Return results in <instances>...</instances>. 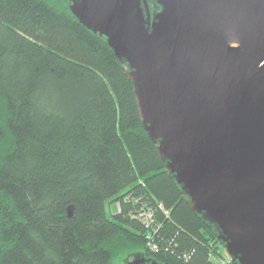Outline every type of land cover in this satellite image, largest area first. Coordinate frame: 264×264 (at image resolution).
<instances>
[{
    "label": "trees",
    "instance_id": "1",
    "mask_svg": "<svg viewBox=\"0 0 264 264\" xmlns=\"http://www.w3.org/2000/svg\"><path fill=\"white\" fill-rule=\"evenodd\" d=\"M166 164L69 0H0V264H238Z\"/></svg>",
    "mask_w": 264,
    "mask_h": 264
},
{
    "label": "water",
    "instance_id": "2",
    "mask_svg": "<svg viewBox=\"0 0 264 264\" xmlns=\"http://www.w3.org/2000/svg\"><path fill=\"white\" fill-rule=\"evenodd\" d=\"M150 1L69 10L127 65L142 127L191 210L233 261L264 264V0Z\"/></svg>",
    "mask_w": 264,
    "mask_h": 264
},
{
    "label": "rangeland",
    "instance_id": "3",
    "mask_svg": "<svg viewBox=\"0 0 264 264\" xmlns=\"http://www.w3.org/2000/svg\"><path fill=\"white\" fill-rule=\"evenodd\" d=\"M149 215L151 216V214H148V217H147V216H146V217H147L148 219H151V217L149 218ZM225 260H228V257H227L226 254H225ZM223 263H224V262H221V263H219V264H223Z\"/></svg>",
    "mask_w": 264,
    "mask_h": 264
},
{
    "label": "flooded vegetation",
    "instance_id": "4",
    "mask_svg": "<svg viewBox=\"0 0 264 264\" xmlns=\"http://www.w3.org/2000/svg\"><path fill=\"white\" fill-rule=\"evenodd\" d=\"M150 7H152V4L150 5ZM155 10H151V13H153Z\"/></svg>",
    "mask_w": 264,
    "mask_h": 264
},
{
    "label": "built area",
    "instance_id": "5",
    "mask_svg": "<svg viewBox=\"0 0 264 264\" xmlns=\"http://www.w3.org/2000/svg\"><path fill=\"white\" fill-rule=\"evenodd\" d=\"M147 217H148V214H147ZM151 216L149 215V218H150Z\"/></svg>",
    "mask_w": 264,
    "mask_h": 264
}]
</instances>
